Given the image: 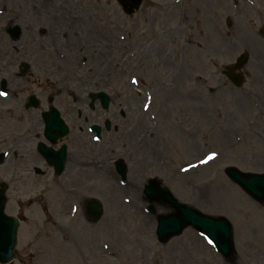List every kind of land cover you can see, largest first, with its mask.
<instances>
[{
	"label": "rangeland",
	"instance_id": "obj_1",
	"mask_svg": "<svg viewBox=\"0 0 264 264\" xmlns=\"http://www.w3.org/2000/svg\"><path fill=\"white\" fill-rule=\"evenodd\" d=\"M74 1L48 0L41 5L31 0H20V4L24 2L21 7L26 11L25 20L20 21L23 32L34 35L39 27L49 24L51 31L54 27L56 30L53 36H48L46 42L39 45L42 52L34 56V64L25 77L12 79V82L19 85L30 83L37 91L38 84L48 82L45 79L48 77L47 71L58 73V69L51 67L59 65L65 81L73 86L81 84L84 91L94 88L92 84H101L108 79L109 85L99 87L115 94L119 107L130 113H136L137 106L132 98L136 97L137 91L149 89V92H154L152 108L156 111L153 112L159 126V135L154 140L155 151L160 141L167 144L169 149L172 145V154L162 144L161 149L169 155V161L177 164L176 169L185 163L199 164L210 152H215V161L207 167H198L186 176L179 175L175 180L170 174L174 165H162L164 172L161 174L150 171L149 167L157 165L147 162V165L138 166V173L144 177L157 174L179 201L207 214L228 218L233 224L239 258L234 264H253V255L257 251L251 248L257 246L261 249L264 242V207L253 204L226 179L222 171L226 166H235L245 172H264V43L257 37L260 29H264V0H177L179 4H175V0L171 6L168 0H142L139 11L132 17H126L114 0H82L81 9L73 7ZM30 4L35 8L40 6L48 13L49 19L43 22L28 16L26 8ZM80 15L87 19L86 23L70 22L73 17L81 19ZM89 17L108 18L113 23V36H129L131 41L141 42H131L132 50L126 52L121 44L114 41L115 36L113 39L108 35L103 39L95 37L89 40L90 49L86 50L87 53L91 52L93 58L90 61L89 57L86 66H80L81 56L78 54L83 51L82 46L76 45V52L61 49L64 41L62 35L70 31L67 40H76L73 34L76 28L79 29L82 24L91 27ZM168 40L172 41L171 45L167 43ZM94 44L100 45L97 51L100 52V61H106L104 65L95 60ZM176 44L183 47V53H178V57L176 53H170V47L175 50ZM258 47H261L260 50ZM56 51L66 53L67 57L63 61L58 60L54 55ZM242 53L248 54V61L242 69L244 84L237 90L221 75V71L223 67L235 63ZM50 58L53 59L51 64ZM43 59L48 61L44 65L50 67L43 66ZM0 76L4 74L0 72ZM133 78L139 83L136 88L130 84ZM161 81L164 88L158 87ZM185 87H195L191 100L184 96ZM64 97L68 99L67 95ZM117 102L114 101V109ZM3 106H7V102L0 101V107ZM12 106L14 109L7 114L0 110V140L4 142L1 150L10 146L11 140L16 137L13 133L22 130L27 133L32 130L29 121L34 123L33 116L22 115L17 105ZM171 107L177 110L173 112ZM253 120L255 123L250 128ZM135 121L140 123L138 119ZM145 122V127L151 125L148 118ZM235 136L238 142L231 141ZM175 138L178 145L184 143L183 148L174 145ZM123 146L125 150L131 148L127 140H124ZM118 151L124 149L117 147ZM132 152L137 154V148ZM143 169L147 173L143 174ZM26 172H30L28 165L10 163L0 168V182L5 181L9 186L6 212L16 214L23 208L25 214L31 209L32 212L35 210L28 218L29 225L20 229L15 252L25 260L24 264H77L73 252L62 251L59 237L50 242L55 234L51 237L46 235L56 232L57 228L40 213L45 202L40 200L41 203L37 205L34 198L31 209L25 204L27 200H32V196L44 194L47 204L51 205L47 206L49 214L55 217L59 208L56 204L66 198L62 196L64 193L74 192L80 199L92 194L81 187L84 184L74 181L73 172L60 181L48 182L47 176L34 177L30 188L24 190L25 185H17L15 179L18 176L26 177ZM105 176L98 182L93 180L90 185L96 187L95 197L102 196L105 201L106 213L101 221L113 219L110 223L113 226V257H105L99 253L98 247H91L90 250L87 245L83 253L89 256V264H224L218 256L212 257L210 250L184 243L185 238L176 245L172 240L162 247L158 246L161 248L159 251L162 250L158 252L151 242L150 228L146 231L137 215L136 208L141 205L138 204V196H129L131 203L126 205L121 197L123 194L129 195V192H116V180ZM42 181H47L45 192L40 191ZM18 202H22L23 207ZM193 243L197 244L196 241ZM82 244H87V241L82 239ZM243 252L249 253L248 256H242ZM260 261L264 262L263 259ZM15 263L23 264L17 260Z\"/></svg>",
	"mask_w": 264,
	"mask_h": 264
},
{
	"label": "water",
	"instance_id": "obj_2",
	"mask_svg": "<svg viewBox=\"0 0 264 264\" xmlns=\"http://www.w3.org/2000/svg\"><path fill=\"white\" fill-rule=\"evenodd\" d=\"M121 1V0H120ZM132 5L133 7L138 6V0H132ZM227 173L234 178L238 183L242 184L244 187L248 188L251 194H254L253 192L261 195L260 190H264V177H257V176H252L249 178H244L237 174L234 170H227ZM248 191V192H249ZM260 198V197H259ZM228 242H223L221 246H227ZM230 246V242H229Z\"/></svg>",
	"mask_w": 264,
	"mask_h": 264
},
{
	"label": "snow or ice",
	"instance_id": "obj_3",
	"mask_svg": "<svg viewBox=\"0 0 264 264\" xmlns=\"http://www.w3.org/2000/svg\"><path fill=\"white\" fill-rule=\"evenodd\" d=\"M6 95V93L0 92V96ZM215 158V155H211L207 157V160H212ZM206 162V161H205ZM184 171H186V169H184ZM209 243H211V241H209Z\"/></svg>",
	"mask_w": 264,
	"mask_h": 264
},
{
	"label": "bare ground",
	"instance_id": "obj_4",
	"mask_svg": "<svg viewBox=\"0 0 264 264\" xmlns=\"http://www.w3.org/2000/svg\"><path fill=\"white\" fill-rule=\"evenodd\" d=\"M261 47H258V49L260 50ZM44 63H46V61H44Z\"/></svg>",
	"mask_w": 264,
	"mask_h": 264
}]
</instances>
